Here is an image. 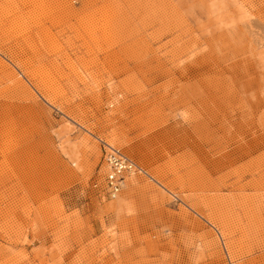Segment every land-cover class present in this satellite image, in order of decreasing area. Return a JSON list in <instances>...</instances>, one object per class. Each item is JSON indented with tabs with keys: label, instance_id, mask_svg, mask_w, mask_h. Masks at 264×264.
Returning <instances> with one entry per match:
<instances>
[{
	"label": "rangeland",
	"instance_id": "obj_1",
	"mask_svg": "<svg viewBox=\"0 0 264 264\" xmlns=\"http://www.w3.org/2000/svg\"><path fill=\"white\" fill-rule=\"evenodd\" d=\"M0 264H264V0H0Z\"/></svg>",
	"mask_w": 264,
	"mask_h": 264
},
{
	"label": "built area",
	"instance_id": "obj_2",
	"mask_svg": "<svg viewBox=\"0 0 264 264\" xmlns=\"http://www.w3.org/2000/svg\"><path fill=\"white\" fill-rule=\"evenodd\" d=\"M104 162L107 171L104 176V183L101 191L108 198L116 197L123 189L126 182V175L137 171L145 170L131 157L126 156L118 149H110L105 152Z\"/></svg>",
	"mask_w": 264,
	"mask_h": 264
},
{
	"label": "bare ground",
	"instance_id": "obj_3",
	"mask_svg": "<svg viewBox=\"0 0 264 264\" xmlns=\"http://www.w3.org/2000/svg\"><path fill=\"white\" fill-rule=\"evenodd\" d=\"M126 156H127V155H126ZM107 165H108V164H106V162H105V168H106V171H107V169L109 168V167L107 168ZM137 172L143 173V171H142V172H141V171H137ZM137 172H133V173H131V174H127V175H126V182H125V185H126L127 181H129L130 179L133 178L132 175L136 174ZM105 173H106V172H105ZM125 185H124V187H125ZM124 187H123V188H124ZM122 190H123V189H122ZM120 194H121V192H120L118 195L120 196ZM118 195H117V196H118ZM117 196L114 197V198H117ZM119 196H118V197H119Z\"/></svg>",
	"mask_w": 264,
	"mask_h": 264
}]
</instances>
